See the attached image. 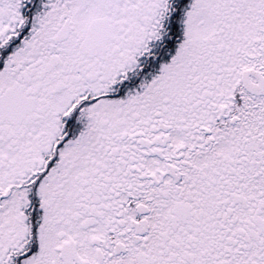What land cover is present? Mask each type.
I'll return each instance as SVG.
<instances>
[{"label":"flooded vegetation","instance_id":"obj_1","mask_svg":"<svg viewBox=\"0 0 264 264\" xmlns=\"http://www.w3.org/2000/svg\"><path fill=\"white\" fill-rule=\"evenodd\" d=\"M0 264H264V0H0Z\"/></svg>","mask_w":264,"mask_h":264},{"label":"rangeland","instance_id":"obj_2","mask_svg":"<svg viewBox=\"0 0 264 264\" xmlns=\"http://www.w3.org/2000/svg\"><path fill=\"white\" fill-rule=\"evenodd\" d=\"M197 8L200 9V5H198Z\"/></svg>","mask_w":264,"mask_h":264}]
</instances>
